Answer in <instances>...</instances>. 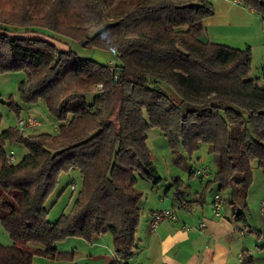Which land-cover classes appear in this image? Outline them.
Instances as JSON below:
<instances>
[{"label":"trees","instance_id":"1","mask_svg":"<svg viewBox=\"0 0 264 264\" xmlns=\"http://www.w3.org/2000/svg\"><path fill=\"white\" fill-rule=\"evenodd\" d=\"M84 1L0 0V75L23 72L20 100L44 102L59 124L55 136L0 133V223L13 241L0 245V264L53 260L56 244L107 233L110 264H128L140 221L137 177L154 188L162 182L146 144L151 129L161 130L172 154L207 145L217 156L209 183L232 204L246 208L252 163L264 176V83L250 78L249 48L202 40L211 3ZM239 1L264 18V0ZM65 39L114 52L118 64L58 50ZM14 144L28 155L8 164L4 148ZM70 170L79 171L81 187L71 211L49 223L45 203Z\"/></svg>","mask_w":264,"mask_h":264},{"label":"rangeland","instance_id":"2","mask_svg":"<svg viewBox=\"0 0 264 264\" xmlns=\"http://www.w3.org/2000/svg\"><path fill=\"white\" fill-rule=\"evenodd\" d=\"M207 1L213 4L212 0ZM25 35L29 36V34ZM209 35L212 36L211 32ZM219 38L222 42L216 41ZM243 38H246L248 41H240ZM211 42L235 49L249 48L251 55L250 78L258 79L261 84L264 83L262 82V77H264V30L259 28V26L240 27L233 31H229V33L222 35V37H212ZM66 44L67 43H64V41L55 42V46L58 50L66 51L70 47L81 59L93 60L112 67L117 64L118 58L114 52L84 47L83 44L77 42L70 41L68 45ZM24 80L25 74L23 72L0 75V133L9 128L19 130V127H17L19 120L27 123L29 120L34 119L40 124L39 127L25 129L21 132L22 134L25 136L42 133L51 134L53 136L57 135L58 123L50 116L44 102H38L34 105H25L20 100L18 87ZM98 91V88L95 87L92 94L94 95ZM86 100L89 104L92 103L90 96H87ZM15 108H18V111H16ZM146 144L152 162L158 174L162 177V182L154 188V192L159 195H164L173 180H179L182 182L183 188H191L193 191L197 192L201 186H204L205 178L202 179L200 176L196 175V177L189 179L188 175L190 170H206L208 177L209 171L214 168L216 169L217 156L209 150L207 145H202L199 151L191 156L186 155L184 152L172 154L168 149V144L163 133L159 129H151L147 132ZM4 151L6 156L10 151L14 153V163H18L28 155L27 150L18 144L6 145ZM251 168L253 181L249 191L251 197H256L257 194L264 191V176H262V171L257 167L255 162L251 164ZM72 184L75 185V191H72L70 188ZM80 187L81 176L78 170H70L67 173L60 174L53 193L45 203L47 221L49 223H53L60 215L68 214L71 211ZM145 187H149V184L144 179L137 177L136 189L143 193ZM213 189L216 190L215 187H213ZM181 192L184 191L182 190ZM203 194L204 200L207 201L211 196V190L208 189L204 191ZM223 202L225 210L229 209L231 206L229 202ZM240 209L241 208L238 206L232 208L233 213L236 215L240 214ZM250 214L251 216H247V218L248 222L251 224L258 218L256 215H252L254 213L251 212ZM245 233L248 234V230H246ZM262 241H264V238H262ZM12 244L13 241L0 223V245L3 247H10ZM97 246L99 248L91 247L85 240L70 238L62 243L56 244L57 256L55 259L52 260L36 255L33 257L32 264H110L113 256L112 237L110 233L102 235L101 242ZM31 247L36 248L38 246L31 245ZM95 249L96 254L100 256L98 259L92 257Z\"/></svg>","mask_w":264,"mask_h":264},{"label":"crops","instance_id":"3","mask_svg":"<svg viewBox=\"0 0 264 264\" xmlns=\"http://www.w3.org/2000/svg\"><path fill=\"white\" fill-rule=\"evenodd\" d=\"M212 2L214 14L203 22V41L211 42L212 37H222L240 27L257 25L264 30V18L241 3L233 4L223 0ZM63 41L70 43L66 39ZM216 41L221 40L219 38ZM240 41L248 40L243 38ZM193 170L195 169L189 172V179L196 177ZM214 171L215 168L209 171L204 186L197 192L191 188H183L182 182L173 180L164 195H159L147 182L149 187L144 188L139 203L137 249L128 264H242L239 259L242 253L246 254L243 264H264V217L259 212V203L264 199V191L256 197H251L248 190L246 208L238 203L232 204L233 200H227L230 197L228 192H219L216 184L209 183ZM208 189L211 190V196L205 201L203 192ZM182 190L184 192H181ZM215 195H219L222 201H228L231 205L225 210L222 202L219 216H215L211 208ZM236 206L241 208L242 220H238L233 213L232 208ZM158 210H171L174 220H165L151 231L148 214ZM251 212L258 219L250 224L247 216H251ZM201 222L205 224L203 230L198 228ZM246 230L248 234L245 233ZM100 242L101 237H98L87 243L91 247L99 248L97 245ZM93 253L92 257L100 258L96 249Z\"/></svg>","mask_w":264,"mask_h":264},{"label":"built area","instance_id":"4","mask_svg":"<svg viewBox=\"0 0 264 264\" xmlns=\"http://www.w3.org/2000/svg\"><path fill=\"white\" fill-rule=\"evenodd\" d=\"M226 2H231L233 4H238L240 3L239 0H223ZM116 76H114V80H116ZM262 82H264V77H262ZM98 90L101 89V86H97ZM39 123L37 121H35L34 119L29 120L27 123H25L22 120H19L17 123V127H19L18 131L22 132L25 129H32V128H36L39 127ZM59 125V124H58ZM58 128V127H57ZM7 163L8 164H12L14 163V153L12 151H10L7 155ZM195 175L200 176L201 178H206L207 177V171L206 170H194ZM72 191H75V185L72 184L70 186ZM222 199L219 195H215L212 203H211V208H212V212L215 216H219L220 215V211L222 209ZM259 212L261 214L262 217H264V199H262L259 203ZM148 220H149V229L151 231H154L157 226L165 221V220H174V214L171 210H158V211H153L151 213L148 214ZM198 228L200 230H203L205 228V224L204 223H199ZM246 257L245 253H242L240 255V263L243 264V259Z\"/></svg>","mask_w":264,"mask_h":264},{"label":"water","instance_id":"5","mask_svg":"<svg viewBox=\"0 0 264 264\" xmlns=\"http://www.w3.org/2000/svg\"><path fill=\"white\" fill-rule=\"evenodd\" d=\"M84 43H85V41L82 44H84ZM180 111H181V109H180Z\"/></svg>","mask_w":264,"mask_h":264}]
</instances>
